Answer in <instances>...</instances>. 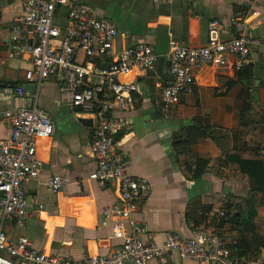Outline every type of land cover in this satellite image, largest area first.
<instances>
[{
	"label": "crops",
	"instance_id": "0c3cea01",
	"mask_svg": "<svg viewBox=\"0 0 264 264\" xmlns=\"http://www.w3.org/2000/svg\"><path fill=\"white\" fill-rule=\"evenodd\" d=\"M74 1L87 3L99 16L112 19L124 35L119 40L127 44L147 42L161 55L154 70L134 69L122 77L137 84V93L136 109L130 114L131 127L117 134L119 148L129 159V172L150 182V193L134 214L145 227L142 238L159 242L168 231L185 237L210 231L233 243L237 236L233 224L226 222L216 227L212 219L213 215H219L228 198L238 204L232 209L234 213L255 209V224L264 234V204L258 206L264 197L251 191L254 182L227 159L233 153L242 158H260L264 152V50L258 48L251 56L250 79L238 80L230 66L203 67L197 71L194 85L181 94L180 103L170 109L169 116L160 112L159 85L169 76L162 56L168 40L203 45L212 19L222 24L221 38L231 39L235 35L231 25L233 15L245 0ZM247 9L249 18L258 24L255 36L264 41V0H251ZM19 13V5L0 0L2 109L29 104V95L10 97L15 88L11 83H25L24 73L30 67L28 56L17 53L11 46L12 20ZM58 84L59 78L51 76L38 90L34 87L39 106L53 119L55 133L38 143L42 167L38 178L26 186L30 217L25 227L20 229L8 221L4 229L13 237L25 234L36 249L80 259L87 253H104L118 242L113 238L116 218L111 214L116 195L112 184L89 179L95 167L90 149L94 121L72 106L69 95L59 93ZM81 117L91 118L92 124L84 125ZM193 125L211 128L215 138L202 137L183 148L177 142L187 138ZM9 135L8 125L0 120V139ZM197 159H205L207 165L195 178ZM66 172L70 182L58 193L50 191L47 187L50 176ZM249 198L251 202L247 203ZM188 211L198 220L197 224L187 220ZM168 260L170 264H197L177 253H171ZM243 264H264V249L255 261Z\"/></svg>",
	"mask_w": 264,
	"mask_h": 264
},
{
	"label": "built area",
	"instance_id": "2783aa9c",
	"mask_svg": "<svg viewBox=\"0 0 264 264\" xmlns=\"http://www.w3.org/2000/svg\"><path fill=\"white\" fill-rule=\"evenodd\" d=\"M11 1L21 7V13L12 20L11 46L28 56L30 67L24 73L25 83L17 85L10 97L25 98V84H33L38 90L45 79L56 76L59 93L69 95L72 106L93 119L90 149L95 167L88 177L113 186V238L118 242L104 253H87L75 259L36 249L25 234L13 237L4 229L6 221L20 229L25 227L30 217L26 186L38 178L42 167L38 143L55 133L51 115L39 106L38 93L34 92L31 106L0 108V120L10 129L9 137L0 139V264H170L171 253L197 264H238L236 247L214 232L199 231L185 237L168 231L159 242L142 238L145 227L134 214L149 195L150 182L129 172V159L119 148L117 134L131 127L130 114L136 109L137 84L122 77L134 69H155L161 55L153 45L119 40L124 35L112 19L99 16L84 2ZM250 3L245 0L235 11L231 21L235 35L231 39L221 38L222 24L212 19L203 45L168 40L162 56L169 76L159 85L163 116L168 117L170 109L180 103L181 94L194 85L199 69L230 66L237 73L250 65L256 49L264 50V41L255 36L258 24L249 18ZM63 8L66 11L61 13ZM69 182L67 172L51 175L47 187L58 193Z\"/></svg>",
	"mask_w": 264,
	"mask_h": 264
},
{
	"label": "trees",
	"instance_id": "16d2710c",
	"mask_svg": "<svg viewBox=\"0 0 264 264\" xmlns=\"http://www.w3.org/2000/svg\"><path fill=\"white\" fill-rule=\"evenodd\" d=\"M237 79H250L252 76V70L250 65L241 71L236 73ZM21 84L20 82L11 83L12 87H16ZM231 84V83H230ZM78 110V109H77ZM78 112H81L78 110ZM121 134L119 135V137ZM213 136L211 128L193 125L189 127V133L185 140L177 142L182 144V147H190L199 138ZM227 159L235 162L238 165L239 171L246 176L247 179L254 182L255 188L251 191L261 193L264 197V154L260 155V158H242L237 153H233L227 156ZM207 162L205 159H197L194 169L193 177L198 178L204 171ZM247 203L251 202V198L246 200ZM238 204L232 203L228 198L222 204V215H213V224L216 227H221L226 222L233 224V229L236 231V240L231 246L236 247V255L238 257V264H243L249 261H255L261 254V250L264 249V234H261L257 225L255 224V218L257 212L251 208L246 212L234 213L232 209L237 207ZM210 205L206 208L209 212ZM187 220H193L195 224L198 223L192 212L186 213Z\"/></svg>",
	"mask_w": 264,
	"mask_h": 264
},
{
	"label": "water",
	"instance_id": "95a60500",
	"mask_svg": "<svg viewBox=\"0 0 264 264\" xmlns=\"http://www.w3.org/2000/svg\"><path fill=\"white\" fill-rule=\"evenodd\" d=\"M244 83H246L247 81L246 80H243ZM25 89L28 90V95H29V98H28V102H29V106H31V103H32V94H33V91H34V85L33 84H26L25 85ZM254 95L255 97H257V90H254ZM80 121L84 124V125H91L92 124V119L91 118H84V117H81L80 118Z\"/></svg>",
	"mask_w": 264,
	"mask_h": 264
},
{
	"label": "rangeland",
	"instance_id": "374dc122",
	"mask_svg": "<svg viewBox=\"0 0 264 264\" xmlns=\"http://www.w3.org/2000/svg\"><path fill=\"white\" fill-rule=\"evenodd\" d=\"M52 198H53V197H52ZM54 198H55V197H54ZM54 198H53V199H54ZM262 204H264V202L259 203L258 206H262ZM7 222H8V221H6V223H7ZM209 232H210V231H209ZM221 237H222V236H221Z\"/></svg>",
	"mask_w": 264,
	"mask_h": 264
}]
</instances>
